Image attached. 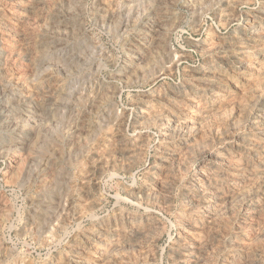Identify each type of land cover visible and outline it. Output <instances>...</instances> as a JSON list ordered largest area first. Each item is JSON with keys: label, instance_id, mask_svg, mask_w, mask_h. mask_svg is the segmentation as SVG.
Here are the masks:
<instances>
[{"label": "rangeland", "instance_id": "obj_1", "mask_svg": "<svg viewBox=\"0 0 264 264\" xmlns=\"http://www.w3.org/2000/svg\"><path fill=\"white\" fill-rule=\"evenodd\" d=\"M263 9L264 0H0V264H50V260L53 259H63L61 260L62 264H75L68 259L75 257L76 255V257H78V260L82 262H80L79 264H86L85 260L87 261V264H101L102 261V264H119V261L123 264H135V262L136 264H179L182 261L184 262L188 260L189 258H196L199 260V258H197L198 256L200 257V262L202 264L203 261L204 264H209L208 262L210 261L212 263L216 262L213 264H238L239 262H241L239 264H264V258L262 257V255L264 256V250H262L264 249V240L261 237V235H263L264 238V182H262V180H264L262 179L264 178ZM161 17L162 19H160ZM145 26L146 28H144ZM256 30L258 33L256 32ZM150 31H152V33ZM160 33L161 35H159ZM255 33H257V36L255 35ZM154 34H156L155 37ZM259 34L261 35L259 36ZM229 37L232 39H230ZM158 40H161L159 44ZM235 41H237L238 43ZM234 43L235 45L233 47ZM219 44H221L222 48H219ZM243 44L244 46H240ZM130 45L131 47H129ZM238 46L241 47V49ZM234 48L237 49L235 50ZM251 49L252 51H254L252 52ZM137 50H139L140 52L138 53ZM219 55H221V57ZM231 55L233 58L231 57ZM238 55L241 57L239 58ZM130 56H132L133 58ZM60 57L63 59H61ZM229 59H233V61L231 62ZM56 60L59 61L57 62ZM128 62H131L132 64H129ZM220 63L222 64L220 65ZM235 63L236 66L234 65ZM120 69L123 70L120 71ZM253 71L255 72V74L259 73L260 75H255ZM125 73L127 74L125 75ZM209 73L210 75L206 76ZM196 74L198 75V77ZM214 74L217 75L215 76ZM211 75L213 76V78L211 77ZM227 75H229L228 79ZM213 79L215 81L217 79V81L215 82ZM15 80L17 81L16 84ZM204 84H206V86ZM19 87L22 88L20 89ZM183 87H185L184 90ZM218 88L221 90H218ZM258 89L260 93L257 92ZM3 90H5V92H3ZM182 94H184V96ZM193 94L196 95L193 96ZM259 94L260 96H258ZM156 95L157 97L155 98ZM139 96H143L144 98ZM160 96L164 98H161ZM166 98L170 99L166 100ZM220 98L222 99L220 100ZM259 99L263 101H260ZM169 100L171 101V104L169 103ZM136 102L140 104H137ZM178 105L181 106L178 107ZM144 106L146 109L143 108ZM209 106L211 108H209ZM185 107L188 109H186ZM163 108L164 111L166 110L165 112H163ZM241 109H244V112L243 110L241 111ZM157 112L160 114H158L159 117L156 115ZM136 113L142 114V118L140 119L138 117H134ZM258 113L260 114V116ZM152 115L154 120H152ZM165 115L168 117L166 118ZM169 115H172L174 117H171ZM196 115H198L199 117ZM243 115L246 116V118L242 117ZM149 117L151 119H149ZM169 117L171 118V120ZM186 117L188 119H186ZM214 117L216 119H213ZM7 118H9V120H7ZM143 118H145L144 120H147V123L146 121L142 120ZM140 120L144 121V123ZM181 120L183 122H181ZM244 120L247 121L245 122ZM153 121L154 123H152ZM159 121L161 124L159 123ZM171 121L173 123H171ZM203 122L204 124H202ZM257 122L260 124H258ZM138 123L142 124L139 125ZM183 123L185 124V126ZM233 124L234 126L238 124V127L234 128V126H232ZM21 125L23 126V128H21ZM226 126L228 129L226 128ZM249 126L253 130L249 129ZM162 127L165 129L169 127L173 131L172 133V131L170 130L169 134H167V136H169L170 138L168 139V142L170 143L168 144L171 147L170 149L175 150V153L178 152V155L183 149L185 151L187 148L189 149V151H182L181 155H179L177 159L182 163H176V160L174 161V166L170 165V169L169 163L171 161L169 160V167H167V170H169V172L167 171V174H169H166V177L164 178V181L166 178L168 179V181L166 179L168 185H166V189H164L163 192L157 193V195H159L155 198L156 202L152 200L142 201V199L139 201L130 200L126 196V189L132 188L135 191L142 189L145 184L146 178H148L147 174L145 173V169L147 167L155 165L159 156L165 151V147L162 145L160 140L161 132L164 130ZM191 128L194 130H192ZM224 128H226L228 132ZM216 129L219 131H217ZM244 129L246 130V132ZM158 130L159 132L161 130L160 134ZM189 130H191L192 133ZM224 131H226V134ZM11 132H14V134H12ZM200 132L202 133V137H200ZM177 133H180V135ZM227 134H230V137ZM107 136L109 137V139L107 138ZM198 137L199 139H201L197 140ZM203 138H205L206 140ZM116 139L119 141H117ZM112 140L114 143L112 142ZM24 141L26 143H24ZM198 141L202 142L200 144L203 146V148L201 145H199ZM208 141L211 142L209 143ZM258 141L260 144H257ZM196 143H198L197 146H200L202 150L204 148H207V152L206 150H203L202 153L201 149L195 146ZM205 143L211 144V147L209 145H205ZM113 144L121 146L122 144L125 145L122 147L120 146V148L118 146L115 147ZM183 144L186 145L184 146ZM187 144L190 145L191 148ZM132 146H136L135 150ZM262 146L263 149H261ZM194 147H196L197 149H194ZM241 147L243 148L241 149ZM118 148L124 149L120 150L118 153ZM131 149L135 152L131 151ZM97 151L99 152V154ZM130 151L132 153H130ZM190 151L195 156H193ZM94 152H97V156L94 154ZM158 152L162 153L160 154ZM199 152L202 153V155ZM209 152H211L212 154L209 155ZM252 152L253 154H251ZM120 153L122 155H120ZM183 153L184 155L186 154L184 159ZM216 154L218 155V157ZM230 154L231 156H229ZM221 155L223 156V158ZM103 156L105 158H103ZM188 156H192V158L190 157L192 160ZM253 156L255 157L254 159L252 158ZM186 157L189 158L188 160L191 164ZM105 159H107V163L108 161H111L112 164L105 163ZM250 159L251 161H249ZM256 161L257 164L255 163ZM222 162L224 165H221ZM237 162L239 163V165ZM98 164L99 167H97ZM175 164L177 165L175 166ZM243 164L248 167L246 168ZM251 164H253L254 166ZM104 166L105 168H103ZM108 166H111L112 168ZM240 166L243 170L239 169ZM181 167L182 170H184L183 172L180 169ZM234 167L237 169H235ZM173 169L175 173L171 171ZM202 169L205 172H202ZM216 169H219L218 172L216 171ZM101 172L102 174H100ZM96 173L98 177L95 176ZM170 173L174 176V178H172L173 180L170 179V183L172 182L171 185L173 184L172 186H169V178L173 177L170 175ZM178 173L179 175L181 174L183 178L179 176ZM201 173L205 174L203 181L206 183V186L208 185V187H211V195L212 197L215 195L214 198L211 197V199H209L210 197L208 196L209 191H207V187L200 186L201 176L199 177V175ZM174 174L176 175V177ZM228 174L229 177L227 176ZM257 174L261 175L258 176ZM255 176L258 177L256 178ZM188 178L190 179V181ZM227 178L229 179V181ZM250 178H255L256 182L255 179L253 181ZM93 179L95 180V182ZM215 179L217 180L215 181ZM209 182L211 184H209ZM252 182H254V184L256 183L255 186H257L258 184L259 185L255 187ZM190 185L195 186L190 187ZM198 185L204 189L200 188ZM238 186H240V189ZM189 187L192 189H190ZM253 187L254 189H258L254 190L252 189ZM260 187L262 188L260 189ZM169 188L172 190V192L171 190L169 192ZM225 189L227 190L226 192ZM192 190L194 191V193L191 192ZM166 194L168 195L166 196ZM203 194L206 196L204 197ZM261 194L263 195V197ZM222 195L225 197H223ZM239 195L242 198L239 197ZM247 195L249 196L247 197ZM190 196H194L193 204H190L189 202ZM205 198L208 201L205 200ZM162 199H165V201H163ZM213 201L214 204H219L218 206L220 207L217 208L218 206L213 205ZM83 202L85 205L83 204ZM143 203H145V205ZM256 203H258L259 205ZM226 204L227 207H225ZM168 205L169 207H167ZM190 205L192 208H189ZM165 206L166 209H164ZM157 207H159V209ZM222 207L224 210L222 209ZM182 208H185L184 212ZM188 208L190 211L188 210ZM257 208H260L261 210H257ZM202 210H204V212H202ZM193 211H196L197 213ZM146 213H150L149 220H151V222L149 220H144ZM257 214H259L258 216H262L258 217ZM243 215L247 217H244ZM185 217L187 218V220ZM257 217L262 219L257 220ZM189 219L191 222L189 221ZM156 220L159 223L156 222ZM211 220H213L214 223ZM120 222H122V224ZM186 222H190L192 226L194 224L192 228H197L196 230L193 229V231H195V237L197 241L196 244L192 246H188L191 241L189 237L190 230H187L188 226L186 225ZM250 223L252 224L250 225ZM221 224H223L224 226ZM138 225H140V227H138ZM240 225L243 229L239 227ZM157 226L159 227L157 228ZM205 226H207V228ZM210 226L211 228L213 227L212 229L216 228V231L211 230ZM98 227L100 229H98ZM200 227L202 229L205 227L203 231H205L206 229L207 231L203 232ZM246 227L248 228V230ZM135 228L137 229V233H135ZM146 228L148 229V231H146L147 233H145L144 231ZM149 229L151 232L149 231ZM154 229L156 230V232H154ZM199 229L200 231H198ZM128 231H132L130 232L131 234ZM152 231L155 234L154 236ZM209 231L213 232H210V234ZM241 231L243 234L241 233ZM119 232L120 234L122 233V235H119ZM148 232H150L149 234L151 235H149ZM215 232H218L219 234ZM233 233L236 235H234ZM208 234L209 237L211 236L210 238H208ZM148 235L151 237H149ZM101 236L102 238H100ZM133 236H136L137 239ZM202 236L204 237V239ZM257 236L260 237V240L259 238L257 239ZM147 237L149 238L146 240ZM96 238H100V240L97 241ZM116 238L120 243L125 241L122 243V245L130 241L129 245L131 246H125L122 249L121 247L118 249H114V246H112V244H114ZM139 238L141 239L138 240ZM216 238H219V241ZM208 239H210V241ZM234 239L237 242L238 247L236 246V242L234 241ZM245 239H247V242H244V245H242ZM250 239L251 241L253 239V241L251 242ZM55 240L57 241V243ZM141 240L143 243L141 242ZM202 240H205L208 243ZM99 241H101L102 244ZM104 241L105 243L107 242L106 245ZM215 241L217 243H215ZM232 241L234 242L232 243ZM249 241L252 244H249ZM258 241H260L263 245ZM203 242L206 244L203 245ZM90 243H94L95 246L99 247L100 249L103 248L102 251H104V253H102L101 251L100 255H106V253H108L109 251H111L112 253L114 252V254L109 252L108 254L111 253L109 255L110 257L107 254L106 256H104V258L98 253H92V251L88 249ZM109 243L110 245H108ZM184 243L185 245L183 246L186 248L182 246V244ZM210 243L212 245L214 243V245L212 246ZM226 243L228 247L225 246ZM258 243L259 245H257ZM147 244L150 245V247ZM231 244L232 246H229ZM255 244L258 246L257 249V246ZM239 245H241V247ZM245 245L246 247L248 246L247 248H249V252L246 250ZM111 246L113 248H111ZM233 246L236 247L234 248ZM252 246H254L253 249H255L256 251H250V249L252 250ZM72 247L74 249L75 247L77 248L75 250H71ZM83 247L87 250H84ZM129 247H132V249H130ZM229 247L231 250L229 249ZM105 248H107L106 250L108 251H106ZM68 249H70L69 253L66 254ZM77 249L79 250L78 252H81L82 250L83 251L81 253H78ZM223 249H227V251L223 252ZM130 250L132 251V255L131 253L129 254ZM200 250H202L204 253ZM242 250H245V253ZM72 251L74 253H72ZM119 251H121V253ZM254 251L255 253H253ZM230 252L231 254H229ZM238 252H240L241 255ZM83 253H87L86 256ZM247 253H251V255ZM206 254L210 255L208 256ZM118 255L124 262L126 260L128 261L129 258H132V261L129 260L125 263L121 262V260H119V257L115 258ZM244 255H247L246 259H243ZM56 256L58 258H56ZM64 256L65 258H67H63ZM80 256H83L86 259H84L83 257H81L80 259ZM122 256L124 259L122 258ZM234 256H236L237 258ZM184 258L187 259L185 260ZM205 258L209 261L207 260V262ZM107 259H109V261ZM248 259L249 261H247ZM105 260L110 263H107ZM113 260L114 262L116 260L117 263L112 262ZM255 260L257 261L255 262ZM68 261L70 263H66ZM97 261H100V263H97ZM250 261L253 263H251Z\"/></svg>", "mask_w": 264, "mask_h": 264}, {"label": "bare ground", "instance_id": "obj_2", "mask_svg": "<svg viewBox=\"0 0 264 264\" xmlns=\"http://www.w3.org/2000/svg\"><path fill=\"white\" fill-rule=\"evenodd\" d=\"M17 1H18V0H17ZM20 1H21V0H20ZM16 5H17V4H16ZM16 5H15V6H16ZM17 6H18V5H17ZM21 6H22V5H21ZM19 8H20V7H19ZM22 8H23V7H22ZM232 8H233V7H232ZM26 9H27V8H26ZM20 10H21V9H20ZM29 10H30V9H29ZM263 10H264V9H263ZM263 10H262V11H263ZM16 11H17V10H16ZM13 12H14V11H13ZM21 12H22V11H21ZM27 12H28V11H27ZM15 13H16V12H15ZM164 13H165V12H164ZM260 13H261V12H260ZM19 14H20V13H19ZM15 15H16V14H15ZM253 15H254V14H253ZM11 16H12V15H11ZM254 16H255V15H254ZM262 16H263V15H262ZM14 17H15V16H14ZM14 17H13V18H14ZM255 17H256V16H255ZM20 18H21V16H20ZM165 18H166V17H165ZM165 18H164V19H165ZM263 18H264V17H263ZM18 19H19V18H18ZM155 19H156V18H155ZM160 19H162V17H161ZM249 19H250V18H249ZM259 19H260V18H259ZM246 20H247V19H246ZM252 20H253V19H252ZM256 20H257V19H256ZM261 20H262V19H261ZM157 21H158V20H157ZM162 21H163V20H162ZM247 21H248V20H247ZM163 22H164V21H163ZM163 22H162V23H163ZM239 22H240V21H239ZM261 22H262V21H261ZM157 23H158V22H157ZM162 23H161V24H162ZM250 23H251V22H250ZM262 23H263V22H262ZM146 24H148V23H146ZM146 24H145V25H146ZM159 24H160V23H159ZM164 24H165V23H164ZM164 24H163V25H164ZM246 24H247V23H246ZM252 24H253V22H252ZM256 24H258V23H256ZM149 26H151V25H149ZM243 26H244V24H243ZM247 26H248V25H247ZM247 26H246V27H247ZM251 26H252V25H251ZM259 26H260V25H259ZM137 27H138V26H137ZM139 27H140V26H139ZM159 27H160V26H159ZM142 28H143V27H142ZM144 28H146V26H145ZM152 28H153V26H152ZM155 28H156V27H155ZM257 28H258V27H257ZM260 28H261V27H260ZM263 28H264V27H263ZM137 29H138V28H137ZM148 29H149V27H148ZM243 29H244V28H243ZM246 29H247V28H246ZM250 29H251V28H250ZM255 29H256V27H255ZM145 30H146V29H145ZM154 30H155V29H154ZM156 30H157V29H156ZM248 30H249V28H248ZM251 30H252V29H251ZM254 31H255V30H254ZM260 31H262V30H260ZM150 32L152 33V31H150ZM256 32H257V30H256ZM263 32H264V31H263ZM145 33H146V32H145ZM158 33H159V32H158ZM158 33H157V34H158ZM236 33H237V32H236ZM239 33H240V32H239ZM242 33H243V32H242ZM257 33H258V32H257ZM257 33H255V35H256ZM142 34H143V33H142ZM146 34H147V33H146ZM249 34H250V33H249ZM159 35H161V33H160ZM159 35H157V36H159ZM239 35H240V34H239ZM250 35H251V34H250ZM260 35H261V34H259V36H260ZM135 36H136V35H135ZM141 36H142V35H141ZM143 36H144V35H143ZM152 36H153V35H152ZM155 36H156V34H154V37H155ZM253 36H254V35H253ZM256 36H257V35H256ZM139 37H140V36H139ZM144 37H145V36H144ZM240 37H241V36H240ZM249 37H250V36H249ZM53 38H54V37H53ZM136 38H137V37H136ZM156 38H157V37H156ZM229 38H230V37H229ZM233 38H234V37H233ZM259 38H260V37H259ZM147 39H148V37H147ZM151 39H152V38H151ZM158 39H159V38H158ZM224 39H225V38H224ZM230 39H232V38H230ZM250 39H251V38H250ZM260 39H261V38H260ZM140 40H141V39H140ZM163 40H164V39H163ZM228 40H229V39H228ZM228 40H227V41H228ZM48 41H49V40H48ZM143 41H144V39H143ZM145 41H146V40H145ZM154 41H155V40H154ZM158 41H159V40H158ZM217 41H218V40H217ZM221 41H222V40H221ZM230 41H231V40H230ZM252 41H253V40H252ZM50 42H51V41H50ZM55 42H56V41H55ZM150 42H151V40H150ZM160 42H161V40L158 42V44H159ZM224 42H225V41H224ZM233 42H234V41H233ZM233 42H232V43H233ZM235 42H237V41H235ZM250 42H251V40H250ZM258 42H259V41H258ZM260 42H261V40H260ZM154 43H155V42H154ZM218 43H221V42H218ZM228 43H229V42H228ZM228 43H227V44H228ZM237 43H238V42H237ZM243 43H244V42H243ZM252 43H253V42H252ZM46 44H47V43H46ZM132 44H133V43H132ZM137 44H138V43H137ZM146 44H147V43H146ZM150 44H151V43H150ZM152 44H153V43H152ZM247 44H248V43H247ZM250 44H251V43H250ZM263 44H264V43H263ZM56 45H59V44H56ZM56 45H55V46H56ZM138 45H139V44H138ZM197 45H198V44H197ZM219 45H220L219 48H222V47H221V44H219ZM234 45H235V43L233 44V47H234ZM237 45H238V44H237ZM55 46H54V47H55ZM133 46H134V45H133ZM153 46H154V45H153ZM226 46H228V45H226ZM240 46H244V44H243V45H240ZM251 46H252V45H251ZM129 47H131V45H130ZM143 47H144V46H143ZM146 47H150V46H146ZM203 47H204V46H203ZM223 47H224V46H223ZM238 47H239V46H238ZM258 47H259V44H258ZM263 47H264V46H263ZM47 48H48V47H47ZM58 48H59V47H58ZM136 48H137V47H136ZM213 48H214V46H213ZM217 48H218V46H217ZM224 48H225V47H224ZM226 48H228V47H226ZM239 48L241 49V47H239ZM244 48H245V47H244ZM244 48H243V49H244ZM61 49H62V48H61ZM129 49H130V48H129ZM143 49H144V48H143ZM207 49H208V48H207ZM215 49H216V48H215ZM215 49H214V50H215ZM234 49H235V48H234ZM236 49H237V48H236ZM236 49H235V50H236ZM58 50H59V49H58ZM219 50H220V49H219ZM230 50H231V49H230ZM246 50H247V49H246ZM248 50H249V49H248ZM45 51H46V50H45ZM45 51H44V52H45ZM54 51H55V50H54ZM60 51H61V50H60ZM142 51H143V50H142ZM220 51H221V50H220ZM222 51H223V50H222ZM242 51H244V50H242ZM251 51H252V49H251ZM253 51H254V50H253ZM253 51H252V52H253ZM257 51H258V50H257ZM260 51H261V50H260ZM1 52H2V51H1ZM79 52H80V51H79ZM137 52L139 53L140 51L137 50ZM137 52H135V53H137ZM223 52H224V51H223ZM230 52H231V51H230ZM236 52H238V51H236ZM42 53H43V52H42ZM61 53H62V52H61ZM66 53H67V52H66ZM133 53H134V52H133ZM133 53H131V54H133ZM216 53H217V52H216ZM218 53H219V52H218ZM221 53H222V52H221ZM240 53H241V52H240ZM245 53H246V52H245ZM63 54H64V53H63ZM140 54H141V53H140ZM214 54H215V53H214ZM222 54H223V53H222ZM222 54H221V55H222ZM224 54H225V53H224ZM236 54H237V53H236ZM246 54H247V53H246ZM250 54H251V53H250ZM261 54H262V53H261ZM0 55H1V54H0ZM54 55H55V54H54ZM61 55H62V54H61ZM126 55H127V54H126ZM136 55H137V54H136ZM217 55H218V54H217ZM221 55H219V56L221 57ZM233 55H234V54H233ZM40 56H41V55H40ZM45 56H46V55H45ZM45 56H44V58H45ZM144 56H145V55H144ZM223 56H224V55H223ZM236 56H237V55H236ZM238 56H239V55H238ZM247 56H248V55H247ZM249 56H250V55H249ZM252 56H253V55H252ZM263 56H264V54H263ZM67 57H68V56H67ZM127 57H128V56H127ZM130 57H132V56H130ZM231 57H232V55H231ZM240 57H241V56H239V58H240ZM40 58H41V57H40ZM52 58H53V57H52ZM54 58H55V57H54ZM56 58H57V57H56ZM60 58H61V57H60ZM64 58H65V57H64ZM124 58H126V57H124ZM128 58H129V57H128ZM132 58H133V57H132ZM135 58H136V56H135ZM140 58H141V57H140ZM215 58H216V57H215ZM226 58H227V57H226ZM232 58H233V57H232ZM236 58H237V57H236ZM38 59H39V58H38ZM38 59H37V60H38ZM61 59H63V58H61ZM68 59H69V58H68ZM129 59H130V58H129ZM66 60H67V58H66ZM125 60H126V59H125ZM133 60H136V59H133ZM139 60H140V59H139ZM142 60H143V59H142ZM142 60H141V61H142ZM221 60H222V59H221ZM225 60H226V59H225ZM229 60H230L231 62L233 61V59H232V60L229 59ZM240 60H241V59H240ZM242 60H243V59H242ZM250 60H251V59H250ZM8 61H9V60H8ZM39 61H40V60H39ZM56 61H57V60H56ZM58 61H59V60H58ZM58 61H57V62H58ZM141 61H139V62H141ZM222 61H223V60H222ZM227 61H228V60H227ZM236 61H237V60H236ZM246 61H247V60H246ZM137 62H138V60H137ZM237 62H238V61H237ZM251 62H252V61H251ZM128 63H129V62H128ZM130 63H131V62H130ZM130 63H129V64H130ZM245 63H246V62H245ZM245 63H244V64H245ZM247 63H248V62H247ZM255 63H256V62H255ZM261 63H263V62H261ZM37 64H38V63H37ZM40 64H41V63H40ZM66 64H67V63H66ZM131 64H132V63H131ZM139 64H140V63H139ZM221 64H222V63H220V65H221ZM230 64H231V63H230ZM239 64H241V63H239ZM123 65H125V64H123ZM136 65H137V64H136ZM225 65H226V64H225ZM234 65L236 66V63H235ZM251 65H252V64H251ZM263 65H264V64H263ZM126 66H127V65H126ZM137 66H138V65H137ZM209 66H210V64H209ZM232 66H233V65H232ZM244 66H245V65H244ZM252 66H253V65H252ZM254 66H255V65H254ZM122 67H123V66H122ZM211 67H212V66H211ZM238 67H239V65H238ZM127 68H128V67H127ZM226 68H227V67H226ZM259 68H260V67H259ZM262 68H263V67H262ZM128 69H129V68H128ZM202 69H203V68H202ZM208 69H209V68H208ZM223 69H224V68H223ZM228 69H229V68H228ZM245 69H247V68H245ZM252 69H253V67H252ZM254 69H255V68H254ZM260 69H261V68H260ZM121 70H123V69H120V71H121ZM139 70H140V69H139ZM203 70H204V69H203ZM215 70H216V69H215ZM218 70H219V69H218ZM235 70H236V69H235ZM243 70H244V69H243ZM124 71H125V70H124ZM129 71H130V70H129ZM204 71H205V70H204ZM223 71H224V70H223ZM238 71H239V70H238ZM215 72H217V71H215ZM253 72H254V71H253ZM121 73H122V72H121ZM188 73H189V72H188ZM212 73H213V72H212ZM212 73H211V74H212ZM126 74H127V73H125V75H126ZM200 74H202V73H200ZM205 74H206V73H205ZM242 74H243V73H242ZM245 74H246V73H245ZM254 74H255V72H254ZM258 74H259V73H258ZM258 74H255V75L258 76ZM137 75H138V74H137ZM196 75H197V74H196ZM209 75H210V73H209L208 75H206V76H209ZM214 75H215V74H214ZM216 75H217V74H216ZM216 75H215V76H216ZM225 75H226V74H225ZM230 75H231V74H230ZM232 75H235V74H232ZM237 75H238V74H237ZM240 75H241V74H240ZM255 75H254V76H255ZM259 75H260V74H259ZM120 76H121V75H120ZM202 76H203V75H202ZM215 76H214V77H215ZM218 76H219V75H218ZM228 76H229V75H227V79H228ZM197 77H198V75H197ZM204 77H205V76H204ZM204 77H203V78H204ZM211 77L213 78L212 75H211ZM225 77H226V76H225ZM250 77H251V76H250ZM155 78H156V77H155ZM203 78H202V79H203ZM218 78H219V77H218ZM222 78H223V77H222ZM232 78H233V77H232ZM238 78H239V76H238ZM241 78H243V77H241ZM245 78H246V77H245ZM245 78H244V79H245ZM248 78H249V77H248ZM254 78H255V77H254ZM140 79H141V78H140ZM140 79H139V80H140ZM225 79H226V78H225ZM246 79H247V78H246ZM251 79H252V78H251ZM4 80H5V78H4ZM17 80H18V79H17ZM134 80H135V79H134ZM213 80H214V79H213ZM221 80H222V79H221ZM239 80H240V79H239ZM257 80H258V79H257ZM12 81H14V80H12ZM214 81H215V80H214ZM216 81H217V79H216ZM216 81H215V82H216ZM234 81H235V80H234ZM8 82H9V81H8ZM16 82H17V81L15 80V84H16ZM196 82H197V81H196ZM204 82H205V81H204ZM207 82H208V81H207ZM251 82H252V81H251ZM253 82H254V81H253ZM3 83H4V82H3ZM9 83H10V82H9ZM183 83H184V82H183ZM190 83H191V82H190ZM194 83H195V80H194ZM205 83H206V82H205ZM232 83H233V82H232ZM10 84H11V83H10ZM13 84H14V83H13ZM191 84H192V83H191ZM198 84H199V83H198ZM223 84H224V83H223ZM235 84H236V83H235ZM240 84H241V83H240ZM250 84H251V83H250ZM254 84H256V83H254ZM262 84H263V83H262ZM199 85H200V84H199ZM204 85L206 86V84H204ZM210 85H211V84H210ZM214 85H215V84H214ZM244 85H245V84H244ZM1 86H2V85H1ZM10 86H11V85H10ZM20 86H21V84H20ZM179 86H180V85H179ZM179 86H178V87H179ZM188 86H190V85H188ZM194 86H195V85H194ZM207 86H208V85H207ZM212 86H213V85H212ZM12 87H13V85H12ZM16 87H17V86H16ZM176 87H177V86H176ZM200 87H201V86H200ZM210 87H211V86H210ZM238 87H240V86H238ZM259 87H260V86H259ZM6 88H7V86H6ZM17 88H18V87H17ZM19 88H20V87H19ZM21 88H22V87H21ZM21 88H20V89H21ZM184 88H185V87H183V90H184ZM190 88H191V87H190ZM201 88H202V87H201ZM203 88H204V87H203ZM207 88H208V87H207ZM3 89H4V88H3ZM188 89H189V88H188ZM192 89H193V88H192ZM211 89H212V88H211ZM215 89H216V88H215ZM230 89H231V88H230ZM262 89H263V88H262ZM5 90H6V89H5ZM5 90H3V92H5ZM18 90H19V89H18ZM190 90H191V89H190ZM198 90H199V89H198ZM216 90H217V89H216ZM218 90H221V89L218 88ZM236 90H237V89H236ZM260 90H261V89H260ZM169 91H170V90H169ZM175 91H176V90H175ZM181 91H182V90H181ZM185 91H186V90H185ZM188 91H189V90H188ZM195 91H196V90H195ZM208 91H209V90H208ZM230 91H231V90H230ZM244 91H246V90H244ZM1 92H2V91H1ZM158 92H159V91H158ZM192 92H193V91H192ZM204 92H206V91H204ZM212 92H213V91H212ZM228 92H229V91H228ZM257 92H259V89H258ZM42 93H43V92H42ZM159 93H160V92H159ZM159 93H158V94H159ZM167 93H168V92H167ZM186 93H187V92H186ZM199 93H200V92H199ZM215 93H216V92H215ZM222 93H223V92H222ZM250 93H252V92H250ZM259 93H260V92H259ZM4 94H5V93H4ZM26 94H27V93H26ZM161 94H162V93H161ZM169 94H171V93H169ZM172 94H174V93H172ZM204 94H205V93H204ZM217 94H218V93H217ZM224 94H225V93H224ZM28 95H29V94H28ZM144 95H145V94H144ZM175 95H176V94H175ZM175 95H174V96H175ZM182 95L184 96V94H182ZM182 95H181V96H182ZM191 95H192V94H191ZM195 95H196V94H195ZM195 95L193 94V96H195ZM212 95H213V94H212ZM222 95H223V94H222ZM243 95H244V94H243ZM4 96H5V95H4ZM37 96H38V95H37ZM177 96H178V95H177ZM186 96H187V95H186ZM198 96H199V95H198ZM220 96H221V95H220ZM233 96H234V95H233ZM255 96H256V94H255ZM258 96H260V94H259ZM34 97H35V96H34ZM44 97H45V96H44ZM139 97H143V96H139ZM156 97H157V95L155 96V98H156ZM160 97H161V96H160ZM168 97H169V96H168ZM199 97H200V96H199ZM199 97H197V98H199ZM218 97H219V96H218ZM234 97H235V96H234ZM245 97H246V96H245ZM2 98H4V97H2ZM46 98H47V97H46ZM143 98H144V97H143ZM161 98H164V97H161ZM185 98H187V97H185ZM201 98H202V97H201ZM210 98H211V97H210ZM224 98H225V97H224ZM241 98H242V96H241ZM250 98H252V97H250ZM250 98H249V99H250ZM61 99H62V98H61ZM168 99H170V98H168ZM168 99L166 98V100H168ZM179 99H180V98H179ZM193 99H194V98H193ZM215 99H216V97H215ZM221 99H222V98H220V100H221ZM231 99H232V98H231ZM249 99H248V100H249ZM38 100H39V99H38ZM157 100H158V99H157ZM164 100H165V99H164ZM177 100H178V99H177ZM182 100H184V99H182ZM185 100H186V99H185ZM257 100H258V99H257ZM259 100H260V99H259ZM41 101H42V100H41ZM158 101H159V100H158ZM162 101H163V100H162ZM169 101H170V100H169ZM172 101H173V100H172ZM199 101H200V100H199ZM204 101H205V100H204ZM216 101H217V99H216ZM224 101H225V100H224ZM224 101H223V102H224ZM227 101H228V100H227ZM242 101H243V100H242ZM254 101H255V100H254ZM260 101H263V100H260ZM2 102H4V101H2ZM31 102H32V101H31ZM138 102H139V101H138ZM159 102H160V101H159ZM174 102H175V101H174ZM184 102H185V101H184ZM188 102H189V101H188ZM239 102H240V101H239ZM35 103H36V102H35ZM39 103H40V101H39ZM43 103H45V102H43ZM136 103H137V102H136ZM167 103H168V102H167ZM169 103L171 104V101H170ZM169 103H168V104H169ZM182 103H183V102H182ZM211 103H212V101H211ZM213 103H214V102H213ZM231 103H232V102H231ZM236 103H237V102H236ZM246 103H247V101H246ZM254 103H255V102H254ZM260 103H261V102H260ZM137 104H140V103H137ZM175 104H177V103H175ZM175 104H174V105H175ZM184 104H185V103H184ZM192 104H193V103H192ZM200 104H201V103H200ZM209 104H210V103H209ZM227 104H228V103H227ZM239 104H240V103H239ZM244 104H245V103H244ZM256 104H257V103H256ZM30 105H31V104H30ZM30 105H29V106H30ZM33 105H34V104H33ZM44 105H45V104H44ZM44 105H43V106H44ZM135 105H136V104H135ZM146 105H147V104H146ZM148 105H149V104H148ZM163 105H164V104H163ZM174 105H173V106H174ZM181 105H182V104H181ZM181 105H180V106H181ZM185 105H186V104H185ZM196 105H197V104H196ZM229 105H230V103H229ZM11 106H12V105H11ZM31 106H32V105H31ZM34 106H35V105H34ZM36 106H37V105H36ZM140 106H141V105H140ZM158 106H159V104H158ZM170 106H171V105H170ZM175 106H176V105H175ZM180 106L178 105V107H180ZM191 106H192V105H191ZM191 106H190V107H191ZM194 106H195V105H194ZM201 106H202V105H201ZM240 106H241V105H240ZM240 106H239V107H240ZM247 106H248V105H247ZM258 106H259V105H258ZM2 107H3V106H2ZM9 107H10V106H9ZM32 107H33V106H32ZM150 107H151V106H150ZM156 107H157V106H156ZM164 107H165V106H164ZM182 107H184V106H182ZM190 107H189V108H190ZM222 107H223V105H222ZM226 107H227V106H226ZM245 107H246V106H245ZM249 107H250V106H249ZM259 107H260V106H259ZM6 108H7V107H6ZM36 108H37V107H36ZM140 108H141V107H140ZM143 108H145V106H144ZM147 108H148V107H147ZM159 108H160V107H159ZM159 108H158V109H159ZM173 108H174V107H173ZM185 108H186V107H185ZM198 108H199V107H198ZM209 108H211V107L209 106ZM215 108H216V107H215ZM215 108H214V109H215ZM219 108H220V107H219ZM242 108H243V107H242ZM257 108H258V107H257ZM263 108H264V107H263ZM10 109H11V108H10ZM44 109H45V108H44ZM145 109H146V108H145ZM174 109H175V108H174ZM186 109H188V108H186ZM217 109H218V108H217ZM244 109H246V108H244ZM244 109H241V111L243 110V112H244ZM249 109H250V108H249ZM249 109H248V111H249ZM251 109H252V108H251ZM3 110H4V109H3ZM3 110H2V111H3ZM5 110H6V109H5ZM40 110H41V109H40ZM137 110H138V109H137ZM137 110H136V111H137ZM142 110H143V109H142ZM160 110H161V109H160ZM221 110H222V109H221ZM13 111H14V110H13ZM33 111H34V110H33ZM42 111H43V110H42ZM42 111H41V112H42ZM133 111H134V110H133ZM156 111H157V110H156ZM165 111H166V110H165ZM165 111H164V108H163V112H165ZM186 111H188V110H186ZM190 111H191V110H190ZM205 111H206V110H205ZM138 112H141V111H138ZM145 112H146V111H145ZM158 112H159V111H158ZM158 112H157V114H156L157 116H158V114H159ZM167 112H169V111H167ZM182 112H183V111H182ZM182 112H181V113H182ZM226 112H227V111H226ZM133 113H134V112H133ZM142 113H143V111H142ZM149 113H150V112H149ZM155 113H156V112H155ZM160 113H161V112H160ZM203 113H204V112H203ZM209 113H210V112H209ZM209 113H208V115H209ZM247 113H248V112H247ZM250 113H251V112H250ZM254 113H255V112H254ZM33 114H34V113H33ZM146 114H147V113H146ZM162 114H163V113H162ZM166 114H167V113H166ZM177 114H179V113H177ZM182 114H183V113H182ZM189 114H190V113H189ZM195 114H196V113H195ZM204 114H205V113H204ZM213 114H214V113H213ZM221 114H222V113H221ZM225 114H226V113H225ZM258 114H259V113H258ZM4 115H5V114H4ZM9 115H10V113H9ZM34 115H35V114H34ZM39 115H40V114H39ZM39 115H38V116H39ZM159 115H160V114H159ZM167 115H168V114H167ZM185 115H186V114H185ZM208 115H207V116H208ZM215 115H216V114H215ZM228 115H229V114H228ZM244 115H245V114H244ZM244 115H243L242 117H245V118H246V116H244ZM0 116H1V115H0ZM5 116H6V115H5ZM36 116H37V115H36ZM132 116H134V115H132ZM154 116H155V114H154ZM157 116H156V117H157ZM165 116H166V115H165ZM169 116L174 117V116H172V115H169ZM179 116H180V115H179ZM196 116H198V115H196ZM238 116H240V115H238ZM253 116H254V115H253ZM259 116H260V114H259ZM11 117H13V116H11ZM40 117H41V116H40ZM134 117H136V118L138 117V118L141 119V118H142V114H140V113H136ZM134 117H133V118H134ZM146 117H147V116H146ZM150 117H151V115H150ZM150 117H149V119H151ZM158 117H159V116H158ZM163 117H164V116H163ZM167 117H168V116H166V118H167ZM183 117H184V116H183ZM183 117H182V119H183ZM198 117H199V116H198ZM210 117H211V116H210ZM218 117H220V116H218ZM261 117H262V116H261ZM42 118H43V117H42ZM169 118H170V117H169ZM180 118H181V117H180ZM189 118H190V117H189ZM191 118H192V117H191ZM205 118H206V117H205ZM234 118H236V117H234ZM245 118H243V119H245ZM259 118H260V117H259ZM263 118H264V117H263ZM263 118H262V119H263ZM0 119H1V118H0ZM3 119H5V118H3ZM3 119H2V120H3ZM15 119H16V118H15ZM144 119H145V118H143L142 120H144ZM184 119H185V118H184ZM186 119H188V118L186 117ZM209 119H210V118H209ZM213 119H216V118L214 117ZM217 119H218V118H217ZM236 119H238V118H236ZM250 119H251V118H250ZM250 119H249V120H250ZM2 120H1V121H2ZM7 120H9V118H7ZM136 120H137V119H136ZM142 120H140V121H142ZM152 120H154V119H153V115H152ZM163 120H164V118H163ZM168 120H169V119H168ZM168 120H167V121H168ZM170 120H171V118H170ZM170 120H169V121H170ZM191 120H192V119H191ZM253 120H255V119H253ZM259 120H260V119H259ZM133 121H134V120H133ZM144 121H146V123H147V120H144ZM144 121H142V122L144 123ZM150 121H151V120H150ZM150 121H149V122H150ZM174 121H175V118H174ZM179 121H180V120H179ZM179 121H178V122H179ZM194 121H195V120H194ZM229 121H231V120H229ZM233 121H234V120H233ZM244 121H245V120H244ZM246 121H247V120H246ZM246 121H245V122H246ZM3 122H4V121H3ZM8 122H9V121H8ZM10 122H11V121H10ZM31 122H32V121H31ZM119 122H120V121H119ZM135 122H136V121H135ZM161 122H163V121H161ZM181 122H183V121L181 120ZM204 122H205V121H204ZM204 122H203L202 124H204ZM234 122H235V121H234ZM237 122H239V121H237ZM248 122H249V121H248ZM262 122H263V121H262ZM262 122H261V125H262ZM4 123H5V122H4ZM136 123H137V122H136ZM152 123H154V121H153ZM157 123H158V122H157ZM159 123H160V121H159ZM171 123H173V122L171 121ZM176 123H177V122H176ZM176 123H175V124H176ZM193 123H194V122H193ZM205 123H206V122H205ZM242 123H243V121H242ZM251 123H252V122H251ZM257 123H258V122H257ZM263 123H264V122H263ZM10 124H12V123H10ZM13 124H14V123H13ZM16 124H17V123H16ZM27 124H28V123H27ZM138 124H139V123H138ZM141 124H142V123H140L139 125H141ZM160 124H161V123H160ZM163 124H164V123H163ZM178 124H179V123H178ZM183 124H184V123H183ZM219 124H220V123H219ZM234 124H235V123H234ZM234 124H233L232 126H234ZM247 124H248V123H247ZM258 124H260V123H258ZM19 125H20V124H19ZM28 125H29V124H28ZM145 125H146V124H145ZM151 125H153V124H151ZM158 125H159V124H158ZM170 125H171V124H170ZM189 125H190V124H189ZM193 125H194V124H193ZM199 125H200V124H199ZM222 125H223V124H222ZM239 125H240V124H239ZM242 125H243V124H242ZM242 125H241V126H242ZM253 125H256V124H253ZM261 125H260V126H261ZM3 126H4V125H3ZM14 126H15V125H14ZM180 126H181V125H180ZM184 126H185V124H184ZM218 126H219V125H218ZM227 126H229V125H227ZM227 126H226V128H227ZM263 126H264V125H263ZM152 127H154V126H152ZM157 127H158V126H157ZM159 127H160V126H159ZM171 127H172V126H171ZM188 127H189V126H188ZM188 127H187V128H188ZM192 127H193V126H192ZM199 127H200V126H199ZM199 127H198V128H199ZM202 127H203V126H202ZM215 127H216V126H215ZM223 127H224V126H223ZM235 127H238V124H236V126H234V128H235ZM249 127H250V126H249ZM255 127H256V126H255ZM5 128H6V126H5ZM8 128H9V127H8ZM21 128H23L22 125H21ZM117 128H118V127H117ZM146 128H147V127H146ZM162 128H163V127H162ZM174 128H175V126H174ZM174 128H173V129H174ZM203 128H204V127H203ZM226 128H224V129H226ZM230 128H231V127H230ZM232 128H233V127H232ZM246 128H247V127H246ZM9 129H10V128H9ZM16 129H17V128H16ZM118 129H119V128H118ZM163 129H164V130H163L162 132H161V130H160V132H161L160 140H161L162 145L165 147V151H164L163 153L161 152L162 154H161L160 152H158V153H160L161 155L159 154L160 156H159V158H158L156 164L153 165V166L147 167V168L145 169V173L147 174L148 178H146V181H145V184H144L143 188L141 187L142 189L137 190V191H135V190L132 189V188H128V189H126V196H127L130 200H138V201H139V200L142 199V201H143V200H146V201H148V200H152V201L156 202V201H155V200H156L155 198L159 195V194L157 195V193L163 192V190L166 189V185H168V184H167V183H168V182H167L168 179L166 178L167 181H166V179H165V181H164V178L166 177L167 171L169 172V170H167V169H168L167 167H169L170 165H173V164L175 163L174 161H176V160L178 159V156L181 155V152L184 151V149H183V150L179 153V155H178V152L175 153V152H176L175 150L170 149V148H171V147L169 146L170 143L168 142V139H170V138H169V136H167V134H169V131H170L171 129H170L169 127H167V129H165V128H163ZM182 129H183V128H182ZM191 129H192V128H191ZM201 129H202V128H201ZM205 129H206V128H205ZM227 129H228V128H227ZM227 129H226V131H227ZM249 129H251V127H250ZM255 129H256V128H255ZM259 129H260V128H259ZM262 129H263V127H262ZM25 130H26V129H25ZM175 130H176V128H175ZM192 130H194V129H192ZM206 130H207V129H206ZM216 130H217V129H216ZM229 130H230V129H229ZM235 130H236V129H235ZM241 130H242V129H241ZM244 130H245V129H244ZM251 130H253V129H251ZM18 131H19V130H18ZM171 131H172V130H171ZM184 131H185V130H184ZM184 131H183V132H184ZM189 131L191 132V130H189ZM203 131H204V130H203ZM217 131H219V130H217ZM226 131H224L225 134H226ZM238 131H239V130H238ZM2 132H3V131H2ZM16 132H17V131H16ZM25 132H26V131H25ZM25 132H24V133H25ZM115 132H117V131H115ZM158 132H159V130H158ZM160 132H159V134H160ZM175 132H176V131H175ZM210 132H211V131H210ZM224 132H223V133H224ZM227 132H228V131H227ZM245 132H246V130H245ZM249 132H250V131H249ZM251 132H252V131H251ZM11 133H12V132H11ZM21 133H22V132H21ZM29 133H30V132H29ZM118 133H119V130H118ZM170 133H171V132H170ZM172 133H173V131H172ZM180 133H181V132H180ZM180 133H177V134L180 135ZM184 133H185V132H184ZM191 133H192V132H191ZM200 133H201V132H200ZM204 133H205V132H204ZM216 133H217V132H216ZM229 133H230V132H229ZM0 134H1V132H0ZM12 134H14V132H13ZM31 134H32V133H31ZM114 134H115V133H114ZM207 134H208V133H207ZM212 134H213V133H212ZM225 134H224V135H225ZM240 134H241V133H240ZM253 134H254V133H253ZM263 134H264V133H263ZM3 135H4V134H3ZM10 135H11V134H10ZM21 135H22V134H21ZM26 135H27V134H26ZM110 135H111V134H110ZM112 135H113V134H112ZM115 135H116V134H115ZM117 135H118V134H117ZM187 135H188V134H187ZM187 135H186V136H187ZM208 135H209V134H208ZM221 135H222V134H221ZM227 135H228V134H227ZM229 135H230V134H229ZM229 135H228V136H229ZM233 135H234V134H233ZM244 135H245V133H244ZM6 136H7V135H6ZM6 136H5V137H6ZM17 136H18V135H17ZM177 136H178V135H177ZM182 136H183V135H182ZM191 136H192V135H191ZM214 136H215V135H214ZM218 136H219V134H218ZM222 136H223V135H222ZM228 136H227V137H228ZM239 136H240V135H239ZM251 136H253V135H251ZM257 136H258V134H257ZM12 137H13V136H12ZM20 137H21V136H20ZM41 137H42V136H41ZM170 137H171V136H170ZM187 137H188V136H187ZM195 137H196V136H195ZM200 137H202V133H201V136H200ZM229 137H230V136H229ZM2 138H4V137H2ZM9 138H10V137H9ZM13 138H14V137H13ZM22 138H23V137H22ZM107 138L109 139L108 136H107ZM133 138H134V137H133ZM172 138H173V137H172ZM174 138H175V136H174ZM174 138H173V139H174ZM206 138H207V137H206ZM213 138H215V137H213ZM223 138H225V137H223ZM232 138H233V137H232ZM244 138H245V137H244ZM249 138H251V137H249ZM249 138H248V140H249ZM254 138H255V137H254ZM258 138H259V137H258ZM15 139H16V138H15ZM29 139H30V137H29ZM108 139H107V141H108ZM113 139H114V138H113ZM137 139H138V138H137ZM137 139H136V140H137ZM178 139H179V138H178ZM192 139H193V138H192ZM200 139H201V138H200ZM200 139H199V137H198L197 140H200ZM203 139H205V138H203ZM210 139H211V138H210ZM229 139H230V138H229ZM229 139H228V140H229ZM234 139H235V138H234ZM246 139H247V138H246ZM114 140H115V139H114ZM116 140H117V139H116ZM132 140H133V139H132ZM205 140H206V139H205ZM221 140H222V139H221ZM223 140H224V139H223ZM243 140H244V139H243ZM254 140H255V139H254ZM260 140H261V138H260ZM17 141H18V140H17ZM43 141H44V140H43ZM117 141H119V140H117ZM120 141H121V140H120ZM133 141H134V140H133ZM193 141H194V140H193ZM195 141H196V139H195ZM201 141H202V140H201ZM203 141H204V140H203ZM211 141H212V140H211ZM211 141H210V142H211ZM218 141H219V140H218ZM224 141H225V140H224ZM235 141H236V140H235ZM245 141H246V140H245ZM245 141H244V142H245ZM252 141H253V140H252ZM15 142H16V141H15ZM39 142H40V141H39ZM112 142H113V140H112ZM112 142H111V143H112ZM171 142H172V141H171ZM173 142H174V141H173ZM175 142H176V141H175ZM198 142H199V141H198ZM205 142H206V141H205ZM208 142H209V141H208ZM210 142H209V143H210ZM219 142H220V141H219ZM225 142H226V141H225ZM246 142H247V141H246ZM261 142H263V141H261ZM0 143H1V142H0ZM24 143H26V142L24 141ZM113 143H114V142H113ZM116 143H117V142H116ZM123 143H124V142H123ZM136 143H137V142H136ZM140 143H141V142H140ZM168 143H169V144H168ZM178 143H179V142H178ZM183 143H184V142H183ZM193 143H194V142H193ZM200 143H202V142H199V145H201ZM215 143H216V141H215ZM215 143H214V144H215ZM217 143H218V142H217ZM255 143H256V142H255ZM2 144H3V143H2ZM42 144H43V143H42ZM99 144H100V143H99ZM128 144H129V143H128ZM130 144H131V143H130ZM134 144H135V143H134ZM190 144H191V143H190ZM197 144H198V143H196L195 146H197ZM245 144H246V143H245ZM251 144H252V143H251ZM257 144H260L259 141H258ZM257 144H256V145H257ZM3 145H4V144H3ZM14 145H16V144H14ZM19 145H20V144H19ZM23 145H24V144H23ZM26 145H27V144H26ZM113 145H114V144H113ZM124 145H125V144H124ZM124 145L122 144V146H124ZM132 145H133V144H132ZM138 145H139V144H138ZM181 145H182V144H181ZM183 145L185 146L186 144H183ZM187 145H188V144H187ZM203 145H204V144H203ZM205 145H207V146L209 145V146H210L211 144H206V143H205ZM212 145H213V144H212ZM216 145H217V144H216ZM229 145H230V144H229ZM235 145H237V144H235ZM248 145H249V144H248ZM263 145H264V142H263ZM12 146H13V145H12ZM111 146H112V145H111ZM114 146H115V147H116V146L120 147L121 145H116V144H115ZM114 146H113V147H114ZM122 146H121V147H122ZM179 146H180V144H179ZM188 146L190 147V145H188ZM191 146H192V145H191ZM201 146H202V145H201ZM231 146H232V145H231ZM239 146H240V145H239ZM242 146H243V144H242ZM251 146H252V145H251ZM253 146H255V145H253ZM257 146H258V145H257ZM17 147H18V146H17ZM115 147H114V148H115ZM121 147H120V148H121ZM132 147H134V146H132ZM135 147H136V146H135ZM135 147H134V150H135ZM142 147H143V146H142ZM156 147H157V146H156ZM158 147H159V146H158ZM172 147H173V146H172ZM189 147H188V148H189ZM192 147H193V146H192ZM197 147H198V146H197ZM205 147H206V146H205ZM210 147H211V146H210ZM210 147H209V148H210ZM212 147H213V146H212ZM224 147H225V146H224ZM233 147H234V146H233ZM237 147H238V146H237ZM237 147H236V148H237ZM15 148H16V147H15ZM104 148H105V147H104ZM140 148H141V147H140ZM154 148H155V147H154ZM185 148H186V147H185ZM190 148H191V147H190ZM198 148L201 149L202 153H203V150H206V149H207V148H206V149L204 148V149L202 150L203 146H202V148H201L200 146H199ZM242 148H243V147H241V149H242ZM245 148H246V147H245ZM254 148H255V147H254ZM257 148H259V147H257ZM260 148H261V147H260ZM122 149H124V148H122ZM122 149H119V148H118V153H119V151L122 150ZM129 149H130V148H129ZM129 149H128V150H129ZM174 149H175V148H174ZM192 149H193V148H192ZM194 149H197V148L194 147ZM199 149H198V151H199ZM261 149H263V146H262ZM104 150H105V149H104ZM106 150H108V149H106ZM111 150H112V149H111ZM136 150H137V149H136ZM161 150H162V148H161ZM179 150H180V149H179ZM186 150L189 151V149H187V148H186ZM186 150H185L184 152H186ZM223 150H224V149H223ZM226 150H227V149H226ZM230 150H231V149H230ZM238 150H239V149H238ZM93 151H94V150H93ZM101 151H102V150H101ZM101 151H100V153H101ZM115 151H116V150H115ZM131 151H133V150L131 149ZM131 151H130V153H132ZM157 151H158V150H157ZM159 151H160V150H159ZM219 151H220V149H219ZM232 151H233V148H232ZM234 151H235V150H234ZM243 151H244V150H243ZM243 151H242V152H243ZM97 152H98V151H97ZM97 152H96V153H97ZM110 152H111V151H110ZM133 152H135V151H133ZM139 152H140V151H139ZM206 152H207V150H206ZM211 152H212V151H211ZM211 152H209V155L212 154ZM217 152H218V151H217ZM242 152H241V154H242ZM248 152H249V150H248ZM253 152H254V151H253ZM253 152H252L251 154H253ZM259 152H260V151H259ZM96 153L94 152L95 155H96ZM104 153H105V152H104ZM104 153H103V154H104ZM108 153H109V151H108ZM108 153H107V154H108ZM121 153H122V151H121ZM121 153H120V155H122ZM128 153H129V152H128ZM156 153H157V152H156ZM187 153H188V152H187ZM190 153H191V151H190ZM194 153H195V152H194ZM197 153H198V152H197ZM199 153H200V152H199ZM202 153H200V154L202 155ZM222 153H223V152H222ZM261 153H262V152H261ZM94 154H93V155H94ZM98 154H99V152H98ZM103 154H102V155H103ZM135 154H136V153H135ZM188 154H189V153H188ZM191 154H192V153H191ZM228 154H229V153H228ZM228 154H227V155H228ZM249 154H250V153H249ZM251 154H250V155H251ZM263 154H264V152H263ZM126 155H127V154H126ZM183 155H184V153H183ZM185 155H186V154H185ZM185 155L183 156V159H184ZM189 155H190V154H189ZM192 155H193V154H192ZM216 155H217V154H216ZM218 155H219V153H218ZM218 155H217V157H218ZM238 155H239V152H238ZM256 155H257V154H256ZM96 156H97V155H96ZM100 156H101V155H100ZM112 156H113V155H112ZM112 156H110V157H112ZM124 156H125V155H124ZM130 156H131V154H130ZM193 156H195V155H193ZM207 156H208V155H207ZM221 156H222V155H221ZM221 156H220V158H221ZM225 156H226V155H225ZM229 156H231V154H230ZM236 156H237V155H236ZM257 156H258V155H257ZM263 156H264V155H263ZM122 157H123V156H122ZM135 157H136V156H135ZM181 157H182V156H181ZM188 157H189V156H188ZM190 157L192 158V156H190ZM190 157H189V158H190ZM200 157H201V156H200ZM215 157H216V156H215ZM227 157H228V156H227ZM240 157H241V156H240ZM258 157H259V156H258ZM92 158H94V157H92ZM100 158H101V157H100ZM100 158H98V159H100ZM103 158H105V157L103 156ZM107 158H108V157H107ZM119 158H120V157H119ZM128 158H129V157H128ZM186 158H187V157H186ZM189 158H187V160H188ZM191 158H190V159H191ZM204 158H205V155H204ZM222 158H223V156H222ZM228 158H229V157H228ZM252 158L254 159L255 157L253 156ZM109 159H111V158H109ZM112 159H114V158H112ZM183 159H182V161H183ZM206 159H207V158H206ZM225 159H226V158H225ZM236 159H237V158H236ZM246 159H247V158H246ZM106 160H107V159H105V161H106ZM169 160L171 161L170 163H172V162H173V163H172V164L169 163V166H168V162H169ZM191 160H192V159H191ZM199 160H200V159H199ZM210 160H211V159H210ZM214 160H215V159H214ZM228 160H229V159H228ZM247 160H248V159H247ZM259 160H260V159H259ZM263 160H264V159H263ZM100 161H101V160H100ZM177 161H178V160H177ZM177 161H176V163H179V162H180V164L182 163L181 161H178V162H177ZM188 161H189V160H188ZM194 161H195V160H194ZM226 161H227V160H226ZM231 161H232V160H231ZM239 161H240V160H239ZM245 161H246V160H245ZM245 161H244V162H245ZM249 161H251V159H250ZM254 161H255V160H254ZM92 162H93V161H92ZM92 162H91V163H92ZM102 162H103V161H102ZM128 162H129V161H128ZM201 162H202V161H201ZM201 162H200V163H201ZM223 162H224V161H223ZM223 162H222L221 165H224ZM232 162H233V161H232ZM235 162H236V161H235ZM242 162H243V161H242ZM258 162H259V161H258ZM262 162H263V161H262ZM30 163H31V162H30ZM91 163H89V164H91ZM96 163H97V162H96ZM105 163H107V161H106ZM108 163H111V161H110V162L108 161ZM108 163H107V164H108ZM184 163H186V162H184ZM189 163H190V161H189ZM192 163H193V162H192ZM212 163H213V162H212ZM216 163H217V162H216ZM224 163H225V162H224ZM226 163H227V162H226ZM237 163H238V162H237ZM250 163H251V162H250ZM250 163H249V164H250ZM255 163L257 164V161H256ZM111 164H112V163H111ZM111 164H110V165H111ZM113 164H114V163H113ZM186 164H188V163H186ZM190 164H191V163H190ZM210 164H211V163H210ZM214 164H215V163H214ZM214 164H213V165H214ZM232 164H233V163H232ZM240 164H242V163H240ZM244 164H245V163H244ZM244 164H243V165H244ZM262 164H263V163H262ZM94 165H95V164H94ZM94 165H93V166H94ZM101 165H103V164H101ZM176 165H177V164H175V166H176ZM178 165H179V164H178ZM199 165H200V164H199ZM221 165H220V166H221ZM238 165H239V163H238ZM243 165H242V166H243ZM251 165H253V164H251ZM251 165H250V166H251ZM259 165H260V163H259ZM173 166H174V165H173ZM179 166H180V165H179ZM183 166H185V165H183ZM225 166H226V165H225ZM227 166H228V165H227ZM244 166L246 167V165H244ZM244 166H243V167H244ZM250 166H249V167H250ZM253 166H254V165H253ZM59 167H60V166H59ZM89 167H90V165H89ZM91 167H92V166H91ZM97 167H99V164H98ZM100 167H101V166H100ZM108 167H111V166H108ZM201 167H202V166H201ZM209 167H210V166H209ZM213 167H215V166H213ZM228 167H229V166H228ZM236 167H237V165H236ZM247 167H248V166H247ZM247 167H246V168H247ZM263 167H264V166H263ZM263 167H262V168H263ZM94 168H95V167H94ZM94 168H93V169H94ZM101 168H102V167H101ZM103 168H105V166H104ZM111 168H112V167H111ZM170 168H171V166L169 167V169H170ZM183 168H184V167H183ZM186 168H187V167H186ZM205 168H206V167H205ZM207 168H208V167H207ZM218 168H219V167H218ZM234 168H235V167H234ZM238 168H239V167H238ZM93 169H92V170H93ZM107 169H108V168H107ZM107 169H106V170H107ZM109 169H110V168H109ZM174 169H175V168H174ZM174 169L171 170V171L174 172ZM180 169L182 170V167H181ZM180 169H179V170H180ZM184 169H185V168H184ZM187 169H188V168H187ZM197 169H198V168H197ZM227 169H228V168H227ZM229 169H230V168H229ZM235 169H237V168H235ZM239 169H240V170L242 169L241 166H240ZM239 169H238V170H239ZM263 169H264V168H263ZM143 170H144V169H143ZM181 170H180V171H181ZM218 170H219V169H216L217 172H218ZM220 170H222V169H220ZM242 170H243V169H242ZM247 170H248V169H247ZM257 170H258V169H257ZM51 171H52V170H51ZM99 171H100V170H99ZM101 171H102V169H101ZM171 171H170V172H171ZM175 171H176V170H175ZM183 171H184V170H182V172H183ZM196 171H197V170H196ZM214 171H215V170H214ZM225 171H226V170H225ZM230 171H231V170H230ZM236 171H237V170H236ZM88 172H89V171H88ZM91 172H92V171H91ZM91 172H90V173H91ZM94 172H95V171H94ZM182 172H181V173H182ZM200 172H201V169H200ZM202 172H205V171H203V169H202ZM220 172H221V171H220ZM220 172H219V173H220ZM228 172H229V171H228ZM240 172H241V171H240ZM240 172H239V173H240ZM174 173H175V172H174ZM210 173H211V171H210ZM214 173H215V172H214ZM232 173H233V172H232ZM250 173H251V172H250ZM93 174H94V173H93ZM100 174H102V172H101ZM112 174H113V173H112ZM168 174H169V173H168ZM168 174H167V175H168ZM240 174H241V173H240ZM242 174H243V173H242ZM247 174H249V173H247ZM253 174H254V173H253ZM170 175H171V173H170ZM170 175H169V176H170ZM174 175H175V174H174ZM178 175H179V173H178ZM178 175H177V176H178ZM184 175H185V174H184ZM206 175H207V174H206ZM211 175H212V174H211ZM217 175H218V174H217ZM225 175H226V174H225ZM257 175L259 176V175H261V174H257ZM95 176H97V173L95 174ZM145 176H146V175H145ZM171 176H173V175H171ZM171 176H170V177H171ZM179 176H181V174H180ZM179 176H178V177H179ZM200 176H201V178H200L201 181L199 180L200 183H201L200 186H205V187H207V191H209L208 196L210 197L209 199H211V197H212V195H211V194H212V193H211V192H212L211 187H210V186L208 187V185L206 186V183L203 181L205 174L201 173V174L199 175V177H200ZM207 176H208V175H207ZM227 176L229 177V174H228ZM231 176H234V175H231ZM258 176H255V177L257 178ZM92 177H93V176H92ZM97 177H98V176H97ZM175 177H176V175H175ZM178 177H177V178H178ZM181 177H182V176H181ZM186 177H187V176H186ZM208 177H209V176H208ZM208 177H207V178H208ZM211 177H212V176H211ZM223 177H224V176H223ZM247 177H248V176H247ZM253 177H254V176H253ZM253 177H252V178H253ZM263 177H264V176H263ZM143 178H144V177H143ZM172 178H174V176L171 177V178H169V186H172V185H173V184L171 185L172 182L170 183V179H172ZM177 178H176V179H177ZM179 178H180V177H179ZM182 178H183V177H182ZM218 178H219V177H218ZM224 178H225V177H224ZM235 178H236V177H235ZM248 178H249V177H248ZM252 178H250V179H252ZM260 178H262V177H260ZM260 178H258V179H260ZM96 179H98V178H96ZM176 179H175V180H176ZM180 179H181V178H180ZM188 179H189V178H188ZM209 179H210V178H209ZM227 179H228V178H227ZM227 179H226V180H227ZM231 179H234V178H231ZM236 179H237V178H236ZM254 179H255V178H254ZM254 179H252V180L254 181ZM258 179H257V180H258ZM262 179H264V178H262ZM91 180H92V179H91ZM93 180H94V179H93ZM172 180H173V179H172ZM172 180H171V181H172ZM186 180H187V179H186ZM195 180H196V179H195ZM216 180H217V179H215V181H216ZM219 180H220V179H219ZM237 180H238V179H237ZM242 180H243V178H242ZM81 181H82V180H81ZM85 181H86V180H85ZM189 181H190V179H189ZM197 181H198V180H197ZM228 181H229V179H228ZM249 181H250V180H249ZM10 182H11V181H10ZM82 182H83V181H82ZM94 182H95V180H94ZM173 182H174V181H173ZM177 182H178V181H177ZM191 182H192V181H191ZM238 182H241V181H238ZM255 182H256V179H255ZM257 182H258V181H257ZM262 182H264V180H262ZM92 183H93V182H92ZM179 183H180V181H179ZM187 183H188V182H187ZM193 183H194V181H193ZM200 183H199V184H200ZM207 183H208V181H207ZM225 183H227V182H225ZM230 183H231V181H230ZM244 183H245V182H244ZM246 183H247V182H246ZM252 183L254 184V182H252ZM196 184H197V183H196ZM209 184H211V183L209 182ZM236 184H237V183H236ZM250 184H251V183H250ZM250 184H248V185H250ZM255 184H256V183H255ZM255 184H254V186H255ZM261 184H262V183H261ZM261 184H260V185H261ZM81 185H82V184H81ZM94 185H95V184H94ZM185 185H186V184H185ZM229 185H230V184H229ZM241 185H243V184H241ZM244 185H246V184H244ZM251 185H252V184H251ZM258 185H259V184H258ZM258 185H257V186H258ZM84 186H85V185H84ZM192 186H195V185H192ZM192 186L190 185V187H192ZM196 186H197V185H196ZM198 186H199V185H198ZM200 186H199V187H200ZM257 186H255V187H257ZM131 187H133V186H131ZM190 187H189V188H190ZM216 187H218V186H216ZM235 187H236V186H235ZM238 187H239V189H240V186H238ZM197 188H198V187H197ZM197 188H196V189H197ZM200 188H202V187H200ZM200 188H199V189H200ZM218 188H220V187H218ZM227 188H228V187H227ZM250 188H251V187H250ZM250 188H249V189H250ZM261 188H262V187H260V189H261ZM172 189H173V188H172ZM180 189H181V188H180ZM190 189H192V188H190ZM202 189H204V188H202ZM213 189H214V188H213ZM252 189H254V187H253ZM257 189H258V188H257ZM257 189L255 188L254 190H257ZM170 190H171V189L169 188V192H170ZM188 190H189V189H188ZM193 190H194V189H193ZM193 190H192L191 192L194 193ZM205 190H206V189H205ZM217 190H218V189H217ZM202 191H203V190H202ZM215 191H216V190H215ZM226 191H227V190L225 189V192H226ZM243 191H244V189H243ZM249 191H250V190H249ZM249 191H248V192H249ZM252 191H253V190H252ZM171 192H172V190H171ZM213 192H214V191H213ZM216 192H217V191H216ZM228 192H229V191H228ZM238 192H239V191H238ZM250 192H251V191H250ZM254 192H255V191H254ZM254 192H253V193H254ZM260 192H261V191H260ZM173 193H174V191H173ZM205 193H206V192H205ZM220 193H222V192H220ZM256 193H257V192H256ZM161 194H162V193H161ZM187 194H188V193H187ZM213 194H214V193H213ZM233 194H234V193H233ZM248 194H249V193H248ZM262 194H263V193H262ZM262 194H261V195H262ZM167 195H168V194H166V196H167ZM203 195H204V194H203ZM218 195H219V194H218ZM240 195H241V194H240ZM240 195H239V197H241ZM242 195H243V192H242ZM250 195H253V194H250ZM166 196H165V197H166ZM182 196H183V195H182ZM185 196H186V195H185ZM185 196H184V197H185ZM197 196H198V195H197ZM201 196H202V195H201ZM205 196H206V195H204V197H205ZM214 196H215V195H214ZM214 196H213L212 198H214ZM222 196H223V195H222ZM225 196H226V194H225ZM225 196H223V197H225ZM228 196H229V195H228ZM244 196H245V195H244ZM248 196H249V195H247V197H248ZM255 196H256V195H255ZM160 197H161V195H160ZM193 197H194V196H190V197H189V198H190V199H189L190 204H193V202H194V201H193ZM219 197H220V196H219ZM229 197H231V196H229ZM250 197H251V196H250ZM259 197H260V196H259ZM262 197H263V195H262ZM88 198H89V197H88ZM180 198H181V196H180ZM215 198H216V197H215ZM231 198H232V197H231ZM233 198H234V197H233ZM241 198H242V197H241ZM251 198H252V197H251ZM118 199H119V198H118ZM160 199H161V198H160ZM168 199H169V198H168ZM226 199H227V198H226ZM236 199H237V197H236ZM236 199H235V200H236ZM256 199H258V198H256ZM259 199H260V198H259ZM1 200H2V199H1ZM87 200H88V199H87ZM162 200H163V199H162ZM182 200H183V198H182ZM197 200H198V199H197ZM205 200H207V199L205 198ZM229 200H230V199H229ZM85 201H86V200H85ZM89 201H90V200H89ZM89 201H88V202H89ZM142 201H140V202H142ZM163 201H165V199H164ZM168 201H169V200H168ZM207 201H208V200H207ZM220 201H221V200H220ZM223 201H225V200H223ZM231 201H232V200H231ZM233 201H234V200H233ZM249 201H251V200H249ZM256 201H257V200H256ZM258 201H259V200H258ZM88 202H87V203H88ZM166 202H167V201H166ZM169 202H170V201H169ZM199 202H200V201H199ZM216 202H217V200H216ZM260 202H261V201H260ZM146 203H147V202H146ZM151 203H153V202H151ZM164 203H165V202H164ZM164 203H163V204H164ZM209 203H210V202H209ZM228 203H229V202H228ZM231 203H232V202H231ZM83 204H84V202H83ZM143 204L145 205V203H143ZM161 204H162V203H161ZM169 204H170V203H169ZM198 204H199V203H198ZM212 204H213V205H216V204H214V201H213ZM220 204H221V203H220ZM242 204H243V202H242ZM247 204H248V203H247ZM256 204H258V203H256ZM84 205H85V204H84ZM90 205H91V203H90ZM157 205H158V203H157ZM182 205H183V204H182ZM186 205H187V204H186ZM186 205H185V206H186ZM202 205H203V204H202ZM218 205H219V204H218ZM218 205H216V206H218ZM221 205H222V204H221ZM230 205H231V204H230ZM230 205H229V206H230ZM253 205H254V204H253ZM258 205H259V204H258ZM261 205H262V204H261ZM152 206H153V205H152ZM159 206H160V205H159ZM188 206H189V205H188ZM194 206H197V205H194ZM203 206H204V205H203ZM216 206H215V207H216ZM241 206H242V205H241ZM241 206H240V207H241ZM243 206H245V205H243ZM256 206H257V205H256ZM167 207H169V205H168ZM219 207H220V206H218L217 208H219ZM223 207H224V206H223ZM223 207H222V209H223ZM225 207H227V204H226ZM252 207H253V206H252ZM252 207H251V208H252ZM254 207H255V206H254ZM79 208H80V207H79ZM81 208H83V207H81ZM84 208H85V207H84ZM157 208L159 209V207H157ZM173 208H174V207H173ZM189 208H192L191 205H190ZM189 208H188V210H189ZM202 208H204V207H202ZM242 208H243V207H242ZM260 208H261V207H260ZM260 208H257V210L260 209ZM7 209H8V208H7ZM89 209H90V208H89ZM131 209H132V208H131ZM161 209H162V208H161ZM164 209H166V206H165ZM180 209H181V208H180ZM182 209H183V208H182ZM184 209H185V208H184ZM184 209H183V212H184ZM220 209H221V208H220ZM245 209H246V208H245ZM247 209H248V208H247ZM249 209H250V208H249ZM261 209H262V208H261ZM261 209H260V210H261ZM5 210H6V209H5ZM149 210H150V209H149ZM188 210H187V211H188ZM204 210H205V209H204ZM204 210H202V212H204ZM206 210H207V209H206ZM218 210H219V209H218ZM223 210H224V209H223ZM242 210H243V209H242ZM7 211H8V210H7ZM46 211H47V210H46ZM167 211H168V210H167ZM187 211H186V212H187ZM189 211H190V210H189ZM208 211H209V210H208ZM210 211H211V210H210ZM247 211H248V210H247ZM252 211H254V210H252ZM263 211H264V208H263ZM193 212H196V211H193ZM206 212H207V211H206ZM212 212H213V211H212ZM216 212H217V211H216ZM219 212H220V211H219ZM219 212H218V213H219ZM221 212H223V211H221ZM242 212H244V211H242ZM248 212H249V211H248ZM255 212H256V211H255ZM257 212H259V211H257ZM77 213H79V212H77ZM86 213H87V212H86ZM169 213H170V212H169ZM196 213H197V212H196ZM208 213H209V212H208ZM228 213H229V212H228ZM246 213H247V212H246ZM249 213H250V212H249ZM251 213H252V212H251ZM261 213H262V212H261ZM116 214H117V213H116ZM189 214H190V212H189ZM200 214H201V213H200ZM216 214H217V213H216ZM219 214H220V213H219ZM254 214H256V213H254ZM259 214H260V213H259ZM259 214H257V216H258ZM263 214H264V213H263ZM149 215H150V213H146V216L144 217V218H145L144 220H146V221L149 220ZM170 215H171V214H170ZM184 215H185V214H184ZM209 215H210V214H209ZM212 215H214V214H212ZM220 215H221V214H220ZM245 215H246V214H245ZM245 215H243V216H244V217H247V216H245ZM248 215H249V214H248ZM117 216H118V215H117ZM139 216H140V215H139ZM151 216H152V215H151ZM255 216H256V215H255ZM260 216H262V215H260ZM260 216H258V217H260ZM86 217H87V216H86ZM180 217H181V216H180ZM180 217H179V218H180ZM197 217H198V216H197ZM200 217H201V215H200ZM202 217H203V215H202ZM209 217H213V216H209ZM241 217H242V215H241ZM258 217H257V220H258V219H262V218H258ZM121 218H122V217H121ZM123 218H124V217H123ZM125 218H126V217H125ZM152 218H153V217H152ZM152 218H151V219H152ZM185 218H186V217H185ZM198 218H199V217H198ZM198 218H197V219H198ZM205 218H206V217H205ZM214 218H215V217H214ZM216 218H217V217H216ZM252 218H253V217H252ZM41 219H42V218H41ZM117 219H118V217H117ZM128 219H129V218H128ZM194 219H195V218H194ZM212 219H213V218H212ZM243 219H244V218H243ZM255 219H256V218H255ZM112 220H113V219H112ZM140 220H141V219H140ZM182 220H183V219H182ZM186 220H187V218H186ZM206 220H207V218H206ZM209 220H210V219H209ZM215 220H216V219H215ZM221 220H222V219H221ZM247 220H248V219H247ZM249 220H250V218H249ZM90 221H91V220H90ZM105 221H106V220H105ZM115 221H116V220H115ZM122 221H124V220H122ZM138 221H139V220H138ZM149 221L151 222V220H149ZM174 221H175V219H174ZM178 221H179V220H178ZM189 221H190V219H189ZM198 221H199V220H198ZM198 221H197V222H198ZM201 221H203V220H201ZM207 221H208V220H207ZM211 221L213 222V220H211ZM251 221H252V220H251ZM251 221H248V222H251ZM253 221H254V220H253ZM128 222H129V221H128ZM150 222H149V223H150ZM156 222H158V221L156 220ZM190 222H191V221H190ZM190 222H186V225L188 226V229H187V230H190L189 237H190V241H191V243H190L188 246H192V245L196 244V241H197V240H196V237H195V236H196V235H195V231H193V229L196 230L197 228H192V227L194 226V224H193V226H192ZM193 222H195V221H193ZM246 222H247V221H246ZM107 223H108V222H107ZM113 223H114V222H113ZM120 223L122 224V222H120ZM158 223H159V222H158ZM182 223H183V222H182ZM182 223H181V224H182ZM201 223H202V222H201ZM207 223H208V222H207ZM213 223H214V222H213ZM217 223H218V222H217ZM257 223H258V221H257ZM257 223H254V224H257ZM144 224H145V221H144ZM154 224H155V222H154ZM196 224H197V223H196ZM203 224H204V223H203ZM223 224H224V223H223ZM223 224H221V225H223ZM225 224H226V223H225ZM239 224H240V222H239ZM251 224H252V223H250V225H251ZM102 225H103V224H102ZM104 225H105V223H104ZM104 225H103V226H104ZM113 225H114V224H113ZM119 225H120V224H119ZM128 225H129V224H128ZM136 225H137V224H136ZM156 225H157V224H156ZM159 225H160V224H159ZM163 225H164V224H163ZM199 225H200V224H199ZM204 225H205V224H204ZM210 225H211V224H210ZM216 225H217V224H216ZM219 225H220V223H219ZM226 225H227V224H226ZM229 225H230V224H229ZM115 226H116V225H115ZM144 226H145V225H144ZM147 226H148V225H147ZM152 226H153V225H152ZM181 226H182V225H181ZM197 226H198V225H197ZM211 226H212V225H211ZM211 226H210V228H211ZM223 226H224V225H223ZM237 226H238V225H237ZM237 226H236V227H237ZM242 226H243V224H242ZM242 226L240 225L239 227L242 228ZM107 227H108V226H107ZM118 227H119V226H118ZM120 227H121V226H120ZM130 227H131V226H130ZM134 227H135V224H134ZM138 227H140V225H138ZM150 227H151V224H150ZM155 227H156V226H155ZM158 227H159V226H157V228H158ZM195 227H196V226H195ZM202 227H203V226H202ZM205 227L207 228V226H205ZM205 227H204L203 229H205ZM208 227H209V226H208ZM214 227H215V226H214ZM216 227H217V226H216ZM218 227H220V226H218ZM227 227H228V226H227ZM96 228H97V227H96ZM114 228H115V227H114ZM128 228H129V227H128ZM128 228H127V229H128ZM144 228H145V227H144ZM147 228H148V227H147ZM147 228H146V229H147ZM153 228H154V227H153ZM160 228H161V227H160ZM200 228H201V227H200ZM212 228H213V227H212ZM212 228H211V230H215V231H216V228H215V229H212ZM223 228H224V227H223ZM231 228H232V227H231ZM246 228H247V227H246ZM89 229H90V228H89ZM98 229H100V228L98 227ZM101 229H102V228H101ZM127 229H126V230H127ZM129 229H130V228H129ZM146 229L144 230L145 233H147L146 231H148V229H147V230H146ZM150 229H151V228H150ZM150 229H149V231H150ZM201 229H202V228H201ZM203 229H202V231H203ZM224 229H225V228H224ZM242 229H243V228H242ZM107 230H109V229H107ZM119 230H120V229H119ZM124 230H125V229H124ZM124 230H123V231H124ZM136 230H137V229L135 228V233H137ZM140 230H141V229H140ZM160 230H161V229H160ZM220 230H221V229H220ZM226 230H227V229H226ZM229 230H230V229H229ZM239 230H240V228H239ZM247 230H248V228H247ZM98 231H99V230H98ZM105 231H106V230H105ZM105 231H104V232H105ZM111 231H112V230H111ZM123 231H121V232H123ZM198 231H200V229H199ZM205 231H207V229H206ZM205 231H203V232H205ZM218 231H219V229H218ZM223 231H225V230H223ZM223 231H221V232H223ZM232 231H233V230H232ZM236 231H237V230H236ZM261 231H262V230H261ZM95 232H96V231H95ZM112 232H113V231H112ZM128 232H129V231H128ZM130 232H132V231H130ZM130 232H129V233H130ZM150 232H151V231H150ZM150 232H148V234H149ZM152 232H153V231H152ZM154 232H156L155 229H154ZM154 232H153V236L155 235ZM182 232H183V231H182ZM210 232H213V231H209V233H210ZM135 233H132V234H135ZM157 233H158V232H157ZM157 233H156V235H157ZM207 233H208V232H207ZM215 233H218V232H215ZM225 233H228V232H225ZM235 233H236V232H235ZM238 233H239V232H238ZM241 233H242V231H241ZM246 233H247V232H246ZM261 233H262V232H261ZM85 234H86V233H85ZM96 234H97V233H96ZM96 234H95V235H96ZM103 234H104V233H103ZM106 234H107V233H106ZM130 234H131V233H130ZM138 234H139V232H138ZM138 234H137V235H138ZM180 234H181V233H180ZM187 234H188V233H187ZM210 234H211V233H210ZM218 234H219V233H218ZM220 234H221V233H220ZM233 234H234V233H233ZM242 234H243V233H242ZM263 234H264V233H263ZM86 235H87V234H86ZM89 235H90V234H89ZM107 235H108V234H107ZM119 235H122V233L120 234V232H119ZM119 235H118V236H119ZM140 235H141V234H140ZM142 235H144V234H142ZM145 235H146V234H145ZM149 235H151V234H149ZM149 235H148V236H149ZM201 235H202V233H201ZM204 235H206V234H204ZM214 235H215V234H214ZM216 235H217V234H216ZM225 235H226V234H225ZM234 235H236V234H234ZM234 235H233V237H234ZM239 235H240V234H239ZM239 235H238V236H239ZM91 236H92V235H91ZM105 236H106V235H105ZM113 236H114V235H113ZM138 236H139V235H138ZM197 236H198V235H197ZM207 236H208V238L211 237V236L209 237V234H208ZM207 236H206V237H207ZM219 236H220V235H219ZM221 236H224V235H221ZM241 236H242V235H241ZM78 237H79V236H78ZM89 237H90V236H89ZM122 237H123V236H122ZM131 237H132V236H131ZM133 237H136V236H133ZM139 237H140V236H139ZM142 237H143V236H142ZM145 237H146V236H145ZM149 237H151V236H149ZM149 237H147L146 240H147ZM202 237H203V236H202ZM206 237H205V238H206ZM215 237H218V236H215ZM215 237H214V239H215ZM226 237H227V236H226ZM226 237H225V238H226ZM261 237H262V239L264 240L263 235H261ZM57 238H58V237H57ZM82 238H83V237H82ZM100 238H102V236H101ZM100 238H99V239L96 238V240L98 241V240H100ZM106 238H107V237H106ZM221 238H222V237H221ZM228 238H229V236H228ZM236 238H240V237H236ZM242 238H243V237H242ZM242 238H241V239H242ZM258 238H259V240H260V237L257 236V239H258ZM66 239H67V238H66ZM85 239H86V238H85ZM108 239H109V237H108ZM136 239H137V237H136ZM140 239H141V238H139L138 240H140ZM155 239H156V238H155ZM155 239H152V240H155ZM203 239H204V237H203ZM216 239H217V238H216ZM218 239H219V238H218ZM218 239H217V240H218ZM243 239H244V238H243ZM257 239H256V241H257ZM262 239H261V240H262ZM101 240H102V239H101ZM110 240H111V239H110ZM114 240H115V239H114ZM120 240H121V239H120ZM122 240H123V238H122ZM132 240H133V239H132ZM144 240H145V239H144ZM146 240H145V241H146ZM150 240H151V239H150ZM186 240H187V239H186ZM208 240L210 241V239H208ZM221 240H222V239H221ZM229 240H230V239H229ZM246 240H247V239H245V241H243L242 245H244V242H247ZM254 240H255V239H254ZM55 241H56V240H55ZM83 241H84V240H83ZM87 241H88V240H87ZM97 241H96V242H97ZM118 241H119V240H117V238H116V241L114 242V244L111 243L112 246H114V249H116V248L118 249V248H120V247H121V249H122V248L125 247V246H126V247L131 246V245H129V244H130V241H129V242H126L127 244L125 243L124 245H122V243L125 242V241H123L122 243H120V242H118ZM148 241H149V240H148ZM148 241H147V242H148ZM202 241H205V240H202ZM202 241H201V242H202ZM218 241H219V240H218ZM224 241H225V240H224ZM234 241H235V239H234ZM234 241H232V243H233ZM240 241H242V240H240ZM240 241H239V242H240ZM250 241H251V239H250ZM250 241H249V244L253 241V239H252L251 242H250ZM84 242H85V241H84ZM94 242H95V241H94ZM99 242H101V241H99ZM135 242H136V241H135ZM135 242H134V243H135ZM139 242H140V241H139ZM141 242H142V240H141ZM141 242H140V243H141ZM154 242H155V241H154ZM205 242L208 243L207 241H205ZM235 242H236V241H235ZM258 242H260V241H258ZM262 242H263V241H262ZM56 243H57V241H56ZM104 243H105V241H104ZM106 243H107V242H106ZM106 243H105V245H106ZM131 243H132V241H131ZM137 243H138V242H137ZM142 243H143V242H142ZM206 243L203 242L202 244L204 245V244H206ZM211 243H212V242H211ZM211 243H210V244H211ZM215 243H217V242L215 241ZM254 243H256V242H254ZM260 243H261V242H260ZM49 244H50V243H49ZM88 244H89V243H88ZM88 244H86V245H88ZM101 244H102V242H101ZM135 244H136V243H135ZM145 244H146V243H145ZM149 244H150V243H149ZM176 244H178V243H176ZM187 244H188V243H187ZM229 244H230V243H229ZM238 244H239V243H238ZM251 244H252V243H251ZM261 244H262V243H261ZM108 245H110V243H109ZM147 245H148V244H147ZM150 245H151V244H150ZM150 245H148V246L150 247ZM183 245H185V243L182 244V246H183ZM200 245H201V244H200ZM211 245H212V244H211ZM213 245H214V243H213ZM213 245H212V246H213ZM255 245H256V244H255ZM257 245H259V243H258ZM257 245H256V246H257ZM262 245H263V244H262ZM70 246H71V245H70ZM81 246H82V245H81ZM81 246H80V247H81ZM112 246H111V248H113ZM132 246H134V245H132ZM135 246H136V245H135ZM143 246H145V245H143ZM179 246H180V245H179ZM182 246H181V247H182ZM186 246H187V245H186ZM223 246H224V245H223ZM225 246H227V243H226ZM229 246H232V244L229 245ZM236 246H237V242H236ZM236 246H235V247H236ZM239 246L241 247V245H239ZM256 246H255V247H256ZM146 247H147V246H146ZM183 247H184V246H183ZM183 247H182V248H183ZM194 247H195V246H194ZM197 247H198V246H197ZM205 247H206V246H205ZM205 247H203V248H205ZM217 247H218V246H217ZM227 247H228V246H227ZM233 247H234V246H233ZM235 247H234V248H235ZM237 247H238V246H237ZM245 247H246V245H245ZM247 247H248V246H247ZM247 247H246V250L248 251L249 248H247ZM249 247H250V246H249ZM253 247H254V246H252V250L250 249V251L255 250V249H253ZM69 248H70V247H69ZM76 248H77V247H75V249H76ZM107 248H108V247H107ZM107 248H105V250H106ZM129 248H130V247H129ZM135 248H136V247H135ZM137 248H138V247H137ZM139 248H140V244H139ZM142 248H143V247H142ZM182 248H180V249H182ZM184 248H186V247H184ZM187 248H188V247H187ZM190 248H191V247H190ZM199 248H200V247H199ZM218 248H219V247H218ZM220 248H221V247H220ZM250 248H251V247H250ZM257 248H258V246L256 247V249H257ZM261 248H262V247H261ZM72 249H74V248L72 247L71 250H72ZM75 249H74V250H75ZM83 249H84V250H87V249H85L84 247H83ZM88 249H90V250L92 251V253L95 252V253H98L99 255H100L101 251L103 250V248L100 249L99 247H96L94 243H90ZM125 249H126V248H125ZM127 249H128V248H127ZM130 249H132V247H131ZM192 249H193V247H192ZM224 249H225V248H224ZM224 249H223V250H224ZM229 249H230V247H229ZM236 249H237V248H236ZM236 249H235V250H236ZM52 250H53V249H52ZM69 250H70V249H68V251L66 252V254L69 253ZM74 250H73V251H74ZM110 250H111V249H110ZM112 250H113V249H112ZM119 250H120V249H119ZM128 250H129V249H128ZM172 250H173V249H172ZM178 250H179V249H178ZM202 250H203V249H202ZM202 250H200V251H202ZM216 250H217V249H216ZM216 250H215V251H216ZM221 250H222V249H221ZM230 250H231V249H230ZM238 250H239V248H238ZM258 250H259V249H258ZM262 250H264V249H262ZM73 251H72V253H74ZM78 251H79V250L77 249V252H78ZM82 251H83V250H82ZM82 251H81V252H82ZM91 251H90V252H91ZM106 251H108V250H106ZM106 251H105V253H106ZM117 251H118V250H117ZM134 251H135V250H134ZM175 251H176V250H175ZM187 251H188V250H187ZM189 251H190V249H189ZM189 251H188V252H189ZM192 251H193V250H192ZM196 251H197V250H196ZM210 251H211V250H210ZM217 251H218V250H217ZM217 251H216V252H217ZM225 251H227V249L224 250L223 252H225ZM232 251H233V250H232ZM242 251L245 253V250H242ZM255 251H256V250H255ZM255 251H254L253 253H255ZM81 252H78V253H81ZM85 252H86V251H85ZM109 252H111V251H109ZM109 252H108V253H109ZM119 252L121 253V251H119ZM182 252H183V251H182ZM184 252H185V251H184ZM202 252H203V251H202ZM234 252H235V251H234ZM248 252H249V251H248ZM70 253H71V252H70ZM88 253H89V252H88ZM102 253H104V251H102ZM108 253H106V255H107ZM111 253H112V252H111ZM111 253H110V254H111ZM124 253H125V252H124ZM130 253H131V255H132V251H131V250H130L129 254H130ZM172 253H173V252H172ZM177 253H178V252H177ZM192 253H193V252H192ZM192 253H191V254H192ZM196 253H197V252H196ZM203 253H204V252H203ZM221 253H222V252H221ZM226 253H227V252H226ZM236 253H237V252H236ZM238 253L240 254V252H238ZM241 253H242V252H241ZM66 254H65V255H66ZM75 254H76V253H75ZM83 254H85V253H83ZM86 254H87V253H86ZM86 254H85V256H86ZM110 254H108V256H109ZM112 254H114V252H113ZM116 254H117V253H116ZM178 254H179V253H178ZM180 254H181V253H180ZM187 254H188V253H187ZM212 254H213V253H212ZM214 254H215V252H214ZM217 254H218V253H217ZM229 254H231V252H230ZM247 254H250V255H251V253H247ZM263 254H264V251H263ZM61 255H62V254H61ZM101 255H102V254H101ZM101 255H100V256H101ZM106 255H102V256L104 257V256H106ZM119 255H122V254H119ZM119 255L116 256L115 258L119 257ZM195 255H196V254H195ZM197 255H198V254H197ZM200 255H202V254H200ZM204 255H205V254H204ZM206 255H208V254H206ZM209 255H210V254H209ZM209 255H208V256H209ZM240 255H241V254H240ZM242 255H243V254H242ZM252 255H253V254H252ZM261 255H262V254H261ZM58 256H59V254H58ZM76 256H77V255H76ZM76 256H75V257H72V258H70V259H68V260H71V261H72L73 263H75V264H76V262H77V264H79L81 261L78 260V257H76ZM78 256H79V254H78ZM88 256H89V255H88ZM96 256H97V254H96ZM108 256H107V257H108ZM123 256H124V254H123ZM123 256H122V258H123ZM125 256H126V255H125ZM181 256H182V255H181ZM192 256H193V255H192ZM246 256H247V255H244L245 258L243 257V259H246ZM253 256H254V255H253ZM253 256H252V259H253ZM81 257H83V256H80V259H81ZM91 257H92V256H91ZM91 257H90V260H91ZM109 257H110V256H109ZM129 257H130V256H129ZM132 257H134V256H132ZM145 257H146V256H145ZM170 257H171V256H170ZM172 257H173V256H172ZM190 257H191V256H190ZM193 257H194V256H193ZM195 257H197V256H195ZM214 257H215V256H214ZM226 257H227V256H226ZM234 257H236V256H234ZM238 257H239V256H238ZM255 257H256V256H255ZM255 257H254V258H255ZM262 257L264 258L263 255H262ZM56 258H58V257L56 256ZM63 258H65V256H64ZM66 258H67V257H66ZM66 258H65V259H66ZM83 258H84V257H83ZM93 258H94V257H93ZM104 258H105V257H104ZM126 258H128V257H126ZM178 258H179V257H178ZM180 258H183V257H180ZM197 258H199V260L196 259V258H194V259H190V258H189L188 260H186L187 258H186V259L184 258L186 261H184V262H183V261H182V262L180 261L181 263H179V264H199V263H201V262H200V261H201V260H200V257L198 256ZM201 258H202V257H201ZM208 258H209V257H208ZM215 258H216V257H215ZM221 258H222V257H221ZM236 258H237V257H236ZM239 258H240V257H239ZM258 258H259V257H258ZM84 259H86V258H84ZM109 259H110V258H109ZM109 259H107V260L109 261ZM112 259H113V258H112ZM123 259H124V258H123ZM142 259H143V258H142ZM202 259H203V258H202ZM205 259H206V258H205ZM209 259H210V258H209ZM213 259H214V258H213ZM213 259H212V260H213ZM217 259H218V258H217ZM249 259H250V258H249ZM249 259H248L247 261H249ZM46 260H47V259H46ZM61 260H63V259H61ZM61 260H58V259L50 260V262H51L50 264H62ZM82 260H83V259H82ZM97 260H98V259H97ZM102 260H103V259H102ZM107 260H105V261L107 262ZM117 260H118V259H117ZM119 260H121L120 257H119ZM125 260H126V259H125ZM129 260L132 261V258H131V259L129 258ZM129 260H128V261H129ZM143 260H144V259H143ZM207 260H208V259H206V261H207ZM215 260H216V259H215ZM226 260H227V259H226ZM229 260H230V259H229ZM229 260H228V261H229ZM262 260H263V259H262ZM0 261H1V260H0ZM26 261H27V259H26ZM48 261H49V260H48ZM92 261H93V260H92ZM100 261H101V259H100ZM100 261H99V262L97 261V263H100ZM110 261H111V260H110ZM126 261H127V260H126ZM126 261H125V262H126ZM128 261H127V262H128ZM148 261H149V260H148ZM208 261H209V260H208ZM208 261H207V262H208ZM233 261H235V260H233ZM247 261H246V263H247ZM251 261H252V260H251ZM251 261H250V262H251ZM253 261H254V260H253ZM256 261H257V260H255V262H256ZM4 262H5V261H4ZM29 262H30V261H29ZM85 262H86V264H87V261H86V260H85ZM102 262H103V261H102ZM102 262H101V264H102ZM112 262H114V260H113ZM115 262L117 263L116 260H115ZM115 262H114V263H115ZM121 262H124V261L121 260ZM125 262H124V263H125ZM134 262H135V261H134ZM178 262H179V261H178ZM207 262H205V263H207ZM222 262H223V261H222ZM225 262H227V261H225ZM15 263H16V262H15ZM63 263H64V261H63ZM66 263H70V262L68 261V262H66ZM81 263H82V262H81ZM107 263H110V262H107ZM118 263H119V264H123V263H120V261H119ZM149 263H150V262H149ZM208 263L211 264L212 262L210 261V262H208ZM213 263H216V262H213ZM213 263H212V264H213ZM219 263H220V262H219ZM233 263H234V262H233ZM239 263H241V262H239ZM239 263H238V264H239ZM251 263H253V262H251ZM21 264H22V263H21ZM45 264H48V263H45ZM64 264H65V263H64ZM83 264H85V263H83ZM95 264H96V263H95ZM104 264H105V263H104ZM126 264H127V263H126ZM128 264H129V263H128ZM135 264H136V262H135ZM174 264H175V263H174ZM201 264H202V263H201ZM203 264H204V261H203ZM231 264H232V263H231ZM234 264H235V263H234ZM247 264H249V263H247ZM256 264H257V263H256Z\"/></svg>", "mask_w": 264, "mask_h": 264}]
</instances>
